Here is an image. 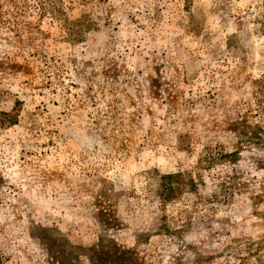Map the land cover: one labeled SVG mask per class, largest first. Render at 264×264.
<instances>
[{"label": "rangeland", "instance_id": "rangeland-1", "mask_svg": "<svg viewBox=\"0 0 264 264\" xmlns=\"http://www.w3.org/2000/svg\"><path fill=\"white\" fill-rule=\"evenodd\" d=\"M127 256L264 264V0H0V264Z\"/></svg>", "mask_w": 264, "mask_h": 264}, {"label": "trees", "instance_id": "trees-1", "mask_svg": "<svg viewBox=\"0 0 264 264\" xmlns=\"http://www.w3.org/2000/svg\"><path fill=\"white\" fill-rule=\"evenodd\" d=\"M244 123H240V122H234L233 123V129H238L239 125H243ZM250 134H252L253 136L257 137L255 139H260V135L258 132H249ZM247 141L246 142H250V141H254V137H247ZM251 143V142H250ZM233 154H236V151L233 152H229L226 153V156L228 157H232ZM162 182H161V191H159V194L161 196V198L163 199V201H165L167 198L172 197L175 193H180L181 190L183 189V186L185 183L183 182L182 184H180L183 180V175L179 172L177 173H170V174H165L162 175ZM186 181V185H193V182L191 180H189L190 182L188 183L187 180ZM229 180L223 179V181L221 182V184H227L229 183ZM133 261L130 259V256H127L126 259L124 260L123 264H132Z\"/></svg>", "mask_w": 264, "mask_h": 264}]
</instances>
